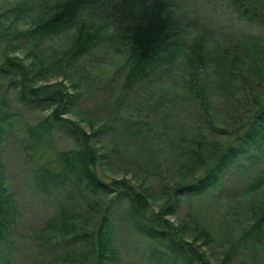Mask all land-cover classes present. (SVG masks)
Listing matches in <instances>:
<instances>
[{"label": "rangeland", "instance_id": "rangeland-1", "mask_svg": "<svg viewBox=\"0 0 264 264\" xmlns=\"http://www.w3.org/2000/svg\"><path fill=\"white\" fill-rule=\"evenodd\" d=\"M24 1L31 4L30 0H0V62L7 55L27 54V61L38 58L46 66L58 64L60 70L39 74L37 83L63 81L68 87L72 82L77 84L73 112L66 116L87 133L95 130L93 142L107 153L103 176L125 178L147 189L155 207L162 202L164 184L181 177L178 165L191 163L193 144L186 138L192 136L189 133L195 134L191 127L205 132L211 123L219 127L233 124L234 118L249 107L252 95L261 93L256 74L233 72L237 74L231 76L229 61H222L221 55L225 52L231 56L233 50L241 52L240 44L252 37L264 45V23L239 17L226 0H169L179 12L175 50L147 64L145 78L131 75L133 61L126 48L105 30L85 40L86 48L76 59L69 54L74 50V30H63L39 42L33 40L24 31L36 10L24 7ZM261 5L264 7V0ZM200 58L203 61L198 64ZM6 87L0 77L3 106L8 112L17 111L18 116L11 117L14 125L6 127L0 142V175L10 196L9 228L1 242L0 264H93L89 238L86 243L56 238L45 242L53 233L45 224L61 205L67 203L70 210L74 204L79 205L76 213L85 214L90 192L84 198L70 183L43 190L32 177L36 162L51 157L52 150L69 149L75 143L57 132L51 144L43 146L45 149L36 144L28 146L23 123L36 122L49 109L17 103L14 88L5 90ZM216 131L213 129L214 134ZM213 133L205 137L214 138ZM258 179L261 185L250 186ZM250 188L256 189L255 198L249 196ZM100 198L104 199L103 195L94 197ZM186 198L177 216L170 218L175 223L177 218L185 222L187 239L195 234L189 221L209 227L213 242L204 248L209 249L213 264H218L227 252V264H264V239L263 250H246L245 243L235 242L264 201V146L248 150L231 163L216 186L192 198V205ZM93 221L87 220L85 230L92 228ZM113 222L118 260L108 264H154L145 252L142 236L116 218Z\"/></svg>", "mask_w": 264, "mask_h": 264}, {"label": "trees", "instance_id": "trees-1", "mask_svg": "<svg viewBox=\"0 0 264 264\" xmlns=\"http://www.w3.org/2000/svg\"><path fill=\"white\" fill-rule=\"evenodd\" d=\"M226 1L239 17L249 22L264 23V7L261 0ZM30 2L31 4H27L24 1V7L34 8L36 11L31 15L24 32L39 42L45 37L58 35L63 30H74V50L69 53L73 59L78 58L86 48L84 41L93 39L94 34L100 30H105L112 39L126 48L129 59L133 61L130 73L136 77L145 78L147 73L144 67L147 64L154 62L162 54L173 53L175 50L173 42L174 37L179 34V12L169 0ZM244 40L239 43L241 52L233 50L231 56L222 52L221 58L222 61L224 58L229 61L231 76L237 74L233 72H241L244 75L247 71H252L256 74L261 93L252 95L249 107L234 118L236 120L233 124L219 127L211 123L205 132L191 127L195 134L189 133L192 136L186 137L193 144V149L189 152L193 153V158L190 157L191 163L178 165L181 177L164 184V196L157 207L151 204V195L147 189L125 178L107 179L103 176L102 166L105 164L104 157L107 153L93 142L96 137L95 130L92 134L87 133L84 127L66 116L73 112L77 84L72 82L68 87L63 81L37 83L36 77L39 74H51L60 70L58 64L46 66L47 63L40 62L38 58L27 61V54L7 55L0 62V77L7 83L5 90H8L9 86L14 88L17 103L49 109L48 113L36 122L23 123L26 139H29L28 146L50 145L51 137L57 132L71 137L75 143L74 147L69 149L52 150L51 157L44 162H36L37 168H34L32 174L35 184L43 190H48L51 186L70 183L76 188L78 195L85 198L84 194L88 191L92 195L85 202V214L76 213L79 205L74 204L72 210L67 203L61 205L60 211L45 224V227L53 232L45 238L46 243L52 238L69 243L77 240L86 243L89 238L93 264L117 261V250L113 241L114 235V240H117L114 228L116 224L113 222L116 218L118 223L127 225L130 231L142 236L146 245L145 252L154 264H213L209 249L207 251L204 248L213 242L209 227L189 221L195 234L192 239H187L185 222L177 218L179 221L175 223L170 216H177V209L184 196H187L188 203L192 205L193 197L218 184L220 176L231 163L248 150H261L264 146V45L257 37ZM33 44L36 45L37 42ZM200 61H203V58L198 59L197 63L200 64ZM49 67H52V70ZM3 105L4 97H0V142L6 127L14 125L11 117L18 116L17 111L8 112ZM213 129L217 130V134L213 133ZM210 133L214 134L215 139L205 137ZM50 163L55 166L52 167ZM1 166L0 161V170ZM261 182V179H258L250 186L261 185ZM7 190L0 175V253L1 242L5 241L9 228L10 196ZM255 190L250 188L249 196L255 198L258 195ZM97 194L103 195L104 199H94ZM67 198L70 200V195ZM256 212L253 221L242 229L239 240L235 241L237 244L245 243L246 250L251 251L257 247L263 250L264 201L258 205ZM89 218L94 219L92 228L85 230L84 226ZM229 253H225L218 264H227ZM1 258L0 255V260Z\"/></svg>", "mask_w": 264, "mask_h": 264}]
</instances>
